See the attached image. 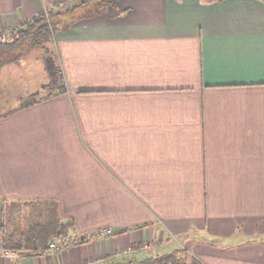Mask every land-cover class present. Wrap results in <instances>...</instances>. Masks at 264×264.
<instances>
[{"label":"crops","instance_id":"0c3cea01","mask_svg":"<svg viewBox=\"0 0 264 264\" xmlns=\"http://www.w3.org/2000/svg\"><path fill=\"white\" fill-rule=\"evenodd\" d=\"M63 1L0 0V30ZM48 45L66 90L0 109V210L115 232L0 264H264V0H113Z\"/></svg>","mask_w":264,"mask_h":264},{"label":"trees","instance_id":"16d2710c","mask_svg":"<svg viewBox=\"0 0 264 264\" xmlns=\"http://www.w3.org/2000/svg\"><path fill=\"white\" fill-rule=\"evenodd\" d=\"M112 4L113 0H65L57 9L50 8L39 12L16 28L0 30V65L16 60L26 48L38 46L44 51L43 61L49 76L45 90L48 92L41 97L32 94L29 98L21 100L19 108L34 105L57 91L66 90L58 57L47 45L55 32L68 27L75 19L101 13ZM36 206V210L27 215L29 219L27 226L21 229L19 234L15 231L17 229L11 231L7 229L1 215L0 240L4 249L28 252L35 245L44 248L54 234L67 233L74 229L72 217L58 214L55 198L51 202L44 201ZM137 264H188V262L184 256L174 251L147 256Z\"/></svg>","mask_w":264,"mask_h":264},{"label":"rangeland","instance_id":"374dc122","mask_svg":"<svg viewBox=\"0 0 264 264\" xmlns=\"http://www.w3.org/2000/svg\"><path fill=\"white\" fill-rule=\"evenodd\" d=\"M6 37L7 36H5V38ZM48 46L51 49L50 45ZM40 52L42 51L39 48H26L21 52L19 58L10 61L7 64L5 63V65H3L4 68L2 66L3 69H10L8 76L13 78V84L15 83L14 81L16 79L19 81V83L16 86H12V88L11 85H7L5 81L6 79H3L4 83H0V109H7L8 106L10 107L13 105L15 100L12 95L13 93H18L20 97L22 96L20 99L21 101L29 98L32 93H35V91H38L39 95L46 94L48 92L47 89H38L40 88V81L45 84L49 79L48 73L44 71V62L41 58ZM36 209L35 204L18 203V205H15L12 210L10 206L4 210H0V217L3 215L4 223L6 224L7 228L11 227L10 225L16 226L19 224V222L21 223L22 227H24V225L29 220L28 213Z\"/></svg>","mask_w":264,"mask_h":264},{"label":"built area","instance_id":"2783aa9c","mask_svg":"<svg viewBox=\"0 0 264 264\" xmlns=\"http://www.w3.org/2000/svg\"><path fill=\"white\" fill-rule=\"evenodd\" d=\"M59 5L53 6L51 9H55L59 7ZM48 9L44 10L47 11ZM115 232L114 228L111 226H102L95 229L85 230L80 235L70 236L66 233H58L51 236L46 244V247L41 248L39 246H34L30 251L28 252H20L18 250H12V249H3L2 255L8 257L17 259L19 257H25V256H32V255H44L49 257L56 256L59 252L63 251L67 247H69L72 244H78L80 242L88 241L94 237L98 236H107L110 234H113ZM123 253H128V250H124L122 252H119L117 255H121ZM101 259H95L94 261L88 262V264H100Z\"/></svg>","mask_w":264,"mask_h":264}]
</instances>
